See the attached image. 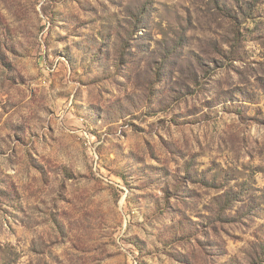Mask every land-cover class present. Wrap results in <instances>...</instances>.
<instances>
[{
  "label": "rangeland",
  "instance_id": "obj_1",
  "mask_svg": "<svg viewBox=\"0 0 264 264\" xmlns=\"http://www.w3.org/2000/svg\"><path fill=\"white\" fill-rule=\"evenodd\" d=\"M0 264H264V0H0Z\"/></svg>",
  "mask_w": 264,
  "mask_h": 264
}]
</instances>
